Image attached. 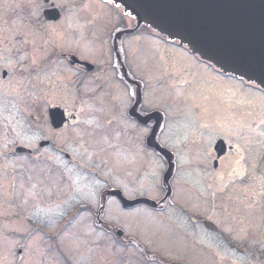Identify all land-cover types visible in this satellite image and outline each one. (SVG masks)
I'll list each match as a JSON object with an SVG mask.
<instances>
[{
	"label": "flooded vegetation",
	"instance_id": "obj_1",
	"mask_svg": "<svg viewBox=\"0 0 264 264\" xmlns=\"http://www.w3.org/2000/svg\"><path fill=\"white\" fill-rule=\"evenodd\" d=\"M76 2L48 21L53 0H0V264H264V91L112 5ZM28 206L58 215L29 236ZM139 222L163 223L165 241L140 239ZM75 224L86 244L65 248Z\"/></svg>",
	"mask_w": 264,
	"mask_h": 264
},
{
	"label": "water",
	"instance_id": "obj_2",
	"mask_svg": "<svg viewBox=\"0 0 264 264\" xmlns=\"http://www.w3.org/2000/svg\"><path fill=\"white\" fill-rule=\"evenodd\" d=\"M111 1L135 16L138 25L178 40L224 73L264 89V0ZM46 12L52 13L47 19L59 18L56 9ZM260 241L264 243V219Z\"/></svg>",
	"mask_w": 264,
	"mask_h": 264
},
{
	"label": "rangeland",
	"instance_id": "obj_3",
	"mask_svg": "<svg viewBox=\"0 0 264 264\" xmlns=\"http://www.w3.org/2000/svg\"><path fill=\"white\" fill-rule=\"evenodd\" d=\"M54 1V5L55 6H62L66 12H73L71 8L73 7H78V2H76L77 0H53ZM36 0H8L9 5L13 7H16L15 10H17V8L19 9H26L29 8L30 6H36L35 5ZM107 6L110 4V2H106ZM14 10V11H15ZM27 10V9H26ZM26 10H24L23 13H26ZM29 15H35V11L33 10L32 12H29ZM14 83H16L17 85H20V76L16 75V77L14 78ZM17 114L16 111H12V117H14V115ZM29 191H31V187L28 188ZM58 208H53V210H56ZM59 211H62V208L59 209ZM140 211H142V208H140ZM51 213V215L49 214ZM149 212L146 211V213H141V214H148ZM27 217H26V222L24 224L25 229L28 231L29 236H31V234H36L35 230L32 228V223L34 221H36V218L38 216V214H49V216L52 217V215L57 216L58 214L56 213V211H51V209L47 208L46 210L42 211L41 207H36L33 209V207L28 206V210L26 211ZM131 226H135L136 229L140 232H142V237H140V239H146L147 238V233L149 231H154L156 230V228L160 231V233L163 236V240L165 241V235H164V230H165V226L163 223H159L157 226L152 227L150 224L146 223V222H139L137 224L131 225ZM78 228V225L75 224L73 225V227L71 229H69L61 238H64L62 240L58 239L59 243L65 247L68 248L67 246L69 245H73L75 247H83L86 244V239L83 237H77V236H71L72 231H75ZM132 236H138V233L135 234H131ZM130 235V236H131ZM64 245H63V244ZM145 245H147L149 247V245L144 242ZM152 246V245H151ZM21 246L19 245V248ZM119 248H116V251H119ZM152 251L156 252L157 250L155 249H151ZM78 251V249L76 250ZM74 251V252H76ZM158 253V252H157ZM159 256L161 257H168L166 256L163 252L159 253ZM110 257V256H109ZM204 260H206L207 264H260V262L254 258H251L248 255H244V254H240V253H230V254H217V255H213V254H207V253H203L201 256ZM200 256H196L194 258V256L192 257V260H201ZM180 259V258H179ZM191 260V261H192ZM115 261L111 260L110 258L107 260V264H114ZM59 264H64L63 260H59Z\"/></svg>",
	"mask_w": 264,
	"mask_h": 264
}]
</instances>
